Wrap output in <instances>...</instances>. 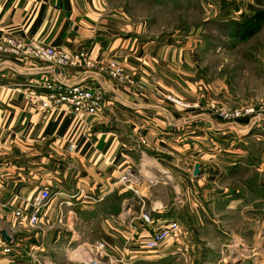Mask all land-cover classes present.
Returning <instances> with one entry per match:
<instances>
[{"label": "crops", "instance_id": "obj_1", "mask_svg": "<svg viewBox=\"0 0 264 264\" xmlns=\"http://www.w3.org/2000/svg\"><path fill=\"white\" fill-rule=\"evenodd\" d=\"M237 7L232 12L243 14ZM128 20L123 8L115 7L111 0H0V38L36 39L66 51L85 50L100 62L117 60L132 74V84L120 86L99 73L53 70L49 63L30 58H0V264H28L2 253L1 243L7 241L12 227L18 232V241H23L18 246L21 256L45 250L46 243L61 248L66 236L72 241L84 240L91 233L94 242L104 241L111 247L110 255L138 257L149 228L141 220L130 224L121 220L122 206L132 195L116 187L113 191L112 184L123 167L138 164L143 148L140 138L150 145L145 150L149 158L168 162L166 159L172 158L168 154H173L184 162L181 166L167 163L173 172L165 173L175 184L145 188L142 193L164 207L155 214L158 224H180L191 250L196 233L202 234L201 242V236L207 242L208 237L219 239L214 229L221 232V216L219 212L216 216L212 207L238 213L240 207L251 210L257 206L259 198L253 192L257 181L253 188L248 182L250 190L236 194L233 189H219L218 183L232 180L242 169L239 164L252 171L243 164L251 155L244 138L250 136L249 140L264 145V121L228 126L211 117L203 108L207 94L190 82L194 50L175 40H146L141 26ZM47 80L103 88L105 114L76 117L45 111L39 102L29 100L25 90H36L43 98L46 91L37 85ZM167 95L197 101L201 107L181 110L165 100ZM72 144L74 150H70ZM213 160L221 164L216 166ZM211 161L215 176L207 182L209 169L204 164ZM196 163L200 164V177L193 176ZM236 165L238 168H233ZM43 186L59 195L50 220L42 223L49 225L35 236L27 232V226H15L18 221L13 212L20 200L11 206L2 204L10 202L13 195L29 198ZM174 194L181 205L172 204ZM60 204L69 217L65 237L50 227L55 222L61 228L57 223ZM198 212L212 213L216 220L209 216L206 225L194 218ZM82 223L84 230H79ZM40 235L49 242L40 243Z\"/></svg>", "mask_w": 264, "mask_h": 264}, {"label": "rangeland", "instance_id": "obj_2", "mask_svg": "<svg viewBox=\"0 0 264 264\" xmlns=\"http://www.w3.org/2000/svg\"><path fill=\"white\" fill-rule=\"evenodd\" d=\"M111 3L115 7L123 8L125 16L129 19L128 21L131 25L135 27L141 26L142 38L156 41L175 40L179 46H188L194 50L196 60L194 61L193 72L190 73L192 75L190 76V82L196 85L200 92L207 94L208 100H206V104H203V108L211 117L228 126L237 124L239 121H245L249 126L264 121V24L255 35L247 40L240 41L231 35L233 31L231 29L232 23L240 21L249 15L252 12L250 7L252 9H264V0H111ZM234 7L240 10L243 9V14L235 15L232 12L235 10ZM90 56L92 57L91 54ZM94 60L96 68L89 70L87 74L99 73L120 86L132 84V74L117 60L107 59L103 62ZM110 60L121 66L125 74L129 76L126 83H122L121 80L108 74L107 68ZM39 85L41 86L42 84L37 86ZM32 91L36 90L26 89L25 94L30 97L29 94ZM36 93V98L41 99L42 96L38 92ZM165 100L181 110L201 107L200 104H196L199 103L197 101L184 100L170 95H167ZM34 103H38V101ZM188 105L190 107L187 108ZM247 109H252L253 113L238 118L220 119L218 117V111L220 110L233 113L235 111L244 112ZM44 110L68 114L64 110ZM249 137L244 139L247 145L245 147L249 148L247 149L251 155L247 156L243 164L247 167L251 166L253 169L250 170L252 171L247 170L244 165L237 164L242 169L235 173L233 179L220 180L218 185L219 189H233V194H236L250 190L249 183L252 182L251 188H253V183L257 181V191H253L256 192L259 198L257 206L252 207L251 210H249V207H240L238 213L229 209L225 211L223 207L217 205L212 207V212L214 211L216 216L219 212L218 216H221V223L218 225L221 228V232L214 229L216 233L218 232L219 239L217 241L213 240L212 237H208L207 242L206 238L201 236V242L199 236L202 234L196 233L195 239L192 236V242L195 246L191 250L181 229L180 235L168 240L157 252H142L135 258H130V255L126 254L111 253L112 255L110 256L114 259L113 264H264V174H260L264 172V154H262L264 145L254 143L249 140ZM139 142L143 146L140 151V157L142 153L147 156L148 163L146 162L145 165L148 167L144 166L142 168L139 165V158L137 165H127L122 168V170L128 167L131 168L141 182L139 190L141 199L128 192L132 195V198L130 197L126 201V208L121 210L119 214L121 220L126 223L129 222V224L137 220L142 221V213L149 211L153 203H157L156 207L158 209L159 202L157 200H148L144 197L143 189L165 185L166 183L169 187L170 184H175L174 178L173 182L170 183L165 173L171 174L173 172V170H169L167 163H174L178 166L184 164L180 158L173 154H168V156H172V158L168 157L170 159H166L168 162L151 159L145 151L150 148L149 143L144 138H140ZM234 146L236 147V144ZM74 149L75 146L72 144L70 150ZM163 153L166 154L165 150H163ZM213 162L216 166H218L217 163L221 164V161L218 162V160H213ZM213 162H209V165L208 163L207 165L204 164L205 169H209L207 182L215 176L213 173L215 170ZM237 165L233 166V168H238ZM255 169H258L259 174L256 173ZM122 170H120L118 177ZM201 174L200 171L198 177ZM147 178H154L155 180L151 183ZM114 183L112 186L115 185ZM242 186H244V189ZM104 199L105 197H103ZM172 204L181 205L179 198H176L175 194ZM61 210L63 224L57 219V223L61 228H58L55 222H51L50 227L52 230H59V232L57 231L58 235L62 237L64 235L65 237V229H67L69 217L63 208ZM212 215L209 212L206 215L198 212L194 218H200L208 225L209 220L207 218L209 216L216 220ZM47 225L49 224H40L37 228L28 227L27 230H30L27 232H34L30 234L36 236L39 232L43 233L42 230ZM84 225L83 223L82 226L78 225V229L84 230ZM222 231L225 233H222ZM207 234L211 235V232ZM41 235L39 236L40 238L37 237L40 243L49 242L46 238L43 241ZM87 237L84 240H80V242L95 241L91 237V233ZM16 238L14 235L13 239L15 240ZM69 240L72 242L71 246H69ZM64 241L61 248L58 247V244L46 243L45 250L40 248L37 253L22 255L23 257L21 256L22 253L20 252L21 254L19 255L18 251L20 250L18 246L23 241L16 239L18 244L15 246V244H12L14 242H9V237H7V241L4 240L2 243L10 244L15 252L13 259L19 258L22 263L76 264L68 259L67 251L69 247L77 246L79 243L75 242V239L72 241L68 236H66ZM219 241H222L221 244H219ZM105 261L107 264H112L108 258Z\"/></svg>", "mask_w": 264, "mask_h": 264}, {"label": "built area", "instance_id": "obj_3", "mask_svg": "<svg viewBox=\"0 0 264 264\" xmlns=\"http://www.w3.org/2000/svg\"><path fill=\"white\" fill-rule=\"evenodd\" d=\"M2 56H12L15 58H30L35 61L47 62L51 65V68H61L64 70L74 69L80 72L88 73L89 70L96 68L95 60L85 50H78L75 52L66 51L55 46H51L43 43L40 40L24 41L14 36L0 38V58ZM108 74L116 79L126 83L129 76L125 74L123 68L116 64L115 61L110 60L108 62ZM39 88L46 91L45 97L36 98V91L30 92L31 102H39L43 109L51 110H64L68 114L76 116H103L106 112V92L99 87L89 86L85 84L67 85L65 83H57L52 80L45 81ZM186 107V106H185ZM190 107L189 105L187 108ZM249 113H253V110L247 109L244 112L235 111L228 113L227 111H218V117L220 119L238 118ZM147 156L142 153L140 157V166L143 168L146 166ZM156 178V177H155ZM152 183L154 178H147ZM141 186L140 180L135 176L134 171L131 168L122 170L120 176L117 178L113 191L116 188H120L125 192H131L133 195L140 198L139 190ZM59 194L53 193L49 187L43 186L40 190L35 192L31 197L22 199L18 195H13L12 200L6 204H2L3 207L15 205L17 201H21V204L14 208V218L18 221L15 226L25 225L31 228H37L43 221L50 220V214L55 208V198ZM103 200V198H102ZM142 201V200H141ZM62 204L59 205L57 211L58 220L63 224V216H61ZM126 201L122 206V210L126 208ZM157 203H153L152 208L142 213V222L149 228L148 236L141 243V252L153 253L157 252L161 246L165 245L168 240L177 237L181 234V228L176 221H167L162 224H158L159 219L155 214L163 211L164 207L159 204L157 209ZM18 232L15 227L10 228L9 242L17 246L18 242L13 239V236ZM75 242L79 243L77 246L69 247L67 256L70 261L76 264H107L108 258L113 264L114 259L110 256L109 250L111 247L104 241H98L94 243L80 242V239H75ZM72 242L69 244L71 246ZM3 247L2 253L6 256H14L15 252L10 244L1 243ZM120 262V261H119Z\"/></svg>", "mask_w": 264, "mask_h": 264}, {"label": "trees", "instance_id": "obj_4", "mask_svg": "<svg viewBox=\"0 0 264 264\" xmlns=\"http://www.w3.org/2000/svg\"><path fill=\"white\" fill-rule=\"evenodd\" d=\"M251 9V13L244 19L232 23V36L240 41L247 40L255 35L264 24V9Z\"/></svg>", "mask_w": 264, "mask_h": 264}, {"label": "water", "instance_id": "obj_5", "mask_svg": "<svg viewBox=\"0 0 264 264\" xmlns=\"http://www.w3.org/2000/svg\"><path fill=\"white\" fill-rule=\"evenodd\" d=\"M193 175H194V177H198V176L200 175V166H199V164H196V165L194 166V172H193Z\"/></svg>", "mask_w": 264, "mask_h": 264}]
</instances>
